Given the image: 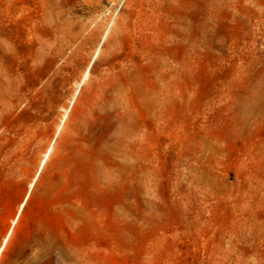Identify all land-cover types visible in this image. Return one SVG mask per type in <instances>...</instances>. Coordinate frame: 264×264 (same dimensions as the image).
Wrapping results in <instances>:
<instances>
[{"label": "rangeland", "instance_id": "374dc122", "mask_svg": "<svg viewBox=\"0 0 264 264\" xmlns=\"http://www.w3.org/2000/svg\"><path fill=\"white\" fill-rule=\"evenodd\" d=\"M33 1L6 3L18 13ZM235 1L213 29L201 23L195 54L191 38L178 45L163 23L152 24V38L139 36L140 0H44V26L34 37L47 50L28 47L27 67L0 99V245L49 150L50 158L31 192L28 219L0 264L34 253L27 242L37 225L56 247L40 264H264V220L251 237L234 220L245 212L264 218V145L258 143L264 133L252 136L247 160L224 139L219 165H203L200 152L213 151L231 124L214 114L243 86L239 77L264 84V19L256 16L264 3ZM178 60L188 63L180 68L185 78L174 80L173 99L163 102L157 81L176 72ZM181 93L183 101L176 99ZM205 95L215 98L200 109L190 106ZM246 163L259 173L254 182L262 196L235 213L222 203L229 198L222 184L245 179ZM201 174L206 196L190 188ZM215 190H221L216 197ZM242 233L249 242L232 244Z\"/></svg>", "mask_w": 264, "mask_h": 264}, {"label": "bare ground", "instance_id": "6f19581e", "mask_svg": "<svg viewBox=\"0 0 264 264\" xmlns=\"http://www.w3.org/2000/svg\"><path fill=\"white\" fill-rule=\"evenodd\" d=\"M6 1L7 0H0V99L1 95H3L2 93L8 91L10 82L14 80L13 77L18 75L21 70L27 67L28 59L26 53L28 51V47L39 45L41 50H47V47L38 43L39 40L34 37L35 32L44 26L43 13L46 8L44 0L39 2H35L36 0H34L31 9H25L18 13H13V6L6 3ZM262 1L264 3V0ZM244 2H246V0ZM139 4L142 8L138 17V22L142 25L139 31V36L152 38V24L154 22L163 23L170 27V34H176L177 38L180 39L178 41V45L185 46V41L182 42V40L186 37L188 39L191 38L194 43L192 46L193 52L197 54V47L200 43L201 37H203V34L200 33L201 23L206 21L211 29H213L214 25L218 22L220 15H222L224 11L235 8L236 1L140 0ZM202 7L209 9L210 12L205 14ZM256 16L261 20L264 19V11L258 13ZM189 20L193 21L194 25L190 26ZM213 31L214 30L211 32ZM177 65L179 69L176 72L167 76H162L157 81L158 86L154 91L159 93V97L163 102H168L173 99L171 91L174 80L176 81L178 79L185 78V74L180 70V68L187 66L188 63L186 61L178 60ZM170 76H173V78ZM88 77L89 72L85 74V78L87 79ZM251 79L252 75L239 77V80H242L243 82V86H241L238 90L230 91L228 93L229 105L226 109H223L218 113L215 112L214 115L220 118H226L228 116L231 124L223 130V137H219L218 141H216L213 151H208L206 148L200 151L205 160H203L204 163L202 162L203 165L206 163L210 166L214 164L219 165L222 162L221 156H224L223 153L226 146L222 148V145L220 144L221 141H219L221 139L225 140L228 147L229 145L232 146L231 152L233 154L238 153L241 156H246L247 160L252 154L248 148L252 136L254 134L260 136L261 133H264V88L262 87L264 84H253ZM147 96H150V93H147ZM185 97L186 96L181 93L178 97H176V99L183 101ZM214 98V95L199 96V99L194 98L193 100H190V106L193 109H200L201 106L204 105V100H212ZM156 113L157 112H155V114ZM160 113L165 116L167 111H161ZM152 124L153 120L149 119L147 125ZM258 143L259 145H264V140H259ZM50 152L51 150L44 154L35 180L29 184L27 193L19 203L17 211L10 220V224L0 245V262L8 250L12 248L18 229L28 219L32 203L31 192L34 190L36 184L35 182L39 174L46 168L50 158ZM257 157H259V159H262L263 157L264 159V154L262 157L259 155ZM240 161V158H235L233 166L237 167ZM257 164H260V160ZM246 165L249 167L250 173L245 179L242 181L237 179L236 183L231 185V187L222 184V187L227 190L225 196H229L228 199L222 200V203L233 209L235 213L238 209L241 211L243 210L241 205H247L248 208L246 206L243 210L247 211L250 208V205L259 204L258 199L262 196L261 183L254 182V179L258 178L259 173L257 172L255 175L252 170V165L250 166V163H246ZM205 171L206 173H209L206 169ZM203 175L199 176L197 180L198 183H190V188L197 189L200 192L202 190L203 196H206L205 190L203 189L207 187V184L204 182ZM214 184L218 185V183ZM44 185L45 183H40L41 187ZM208 186L210 185L208 184ZM190 188L188 186H182L181 190L186 192L190 190ZM220 192L221 190H215L213 196H218ZM41 193L42 189H37V194ZM193 194H195L196 198H198L197 193L192 191V195ZM196 201L198 202V200ZM230 204L233 206L230 207ZM246 214L248 213L245 212L242 218L234 220L241 231L242 229L249 227L251 229V233L249 234L251 237L255 233L254 229H256L259 225L262 226V224H264V222L262 223L264 218L260 215L254 219ZM185 220L187 221L188 219L185 218ZM45 221L47 222V220H44V222ZM47 230H50V228ZM41 233L42 227L39 225L32 229L27 246L30 248V253H32V251H34V253L32 255L28 254L25 257L24 255L27 251L24 252L19 259H17V264H40L43 257L47 256L49 252L50 254L54 252L56 247L53 242V238L46 236L44 240ZM249 235L247 233H242L240 237L233 238L232 244H235V242H249ZM42 247H45L46 254L40 253V248ZM60 258L63 261H69L70 256L63 255L60 256ZM49 264H53L52 260H50Z\"/></svg>", "mask_w": 264, "mask_h": 264}]
</instances>
